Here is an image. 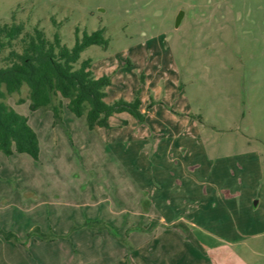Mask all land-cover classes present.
<instances>
[{"label": "rangeland", "instance_id": "rangeland-1", "mask_svg": "<svg viewBox=\"0 0 264 264\" xmlns=\"http://www.w3.org/2000/svg\"><path fill=\"white\" fill-rule=\"evenodd\" d=\"M13 23L69 48L104 29L81 60L145 119L8 96L41 151L0 152V264H264V0H0Z\"/></svg>", "mask_w": 264, "mask_h": 264}, {"label": "trees", "instance_id": "trees-1", "mask_svg": "<svg viewBox=\"0 0 264 264\" xmlns=\"http://www.w3.org/2000/svg\"><path fill=\"white\" fill-rule=\"evenodd\" d=\"M95 45L108 46L104 29L77 36L75 45L69 48L59 34L49 39L38 27L27 31L23 24H0V152L6 156L27 154L37 160L40 157L39 137L28 117L6 103L8 96L20 93L24 86L29 88V110L49 108L56 122L62 120L65 106L76 117H85L91 131L109 129L110 120L117 114L145 119L140 97L132 102L106 101L111 77H97L92 60H81L83 53ZM55 99H60L58 105ZM13 236L10 233L7 238Z\"/></svg>", "mask_w": 264, "mask_h": 264}, {"label": "crops", "instance_id": "crops-1", "mask_svg": "<svg viewBox=\"0 0 264 264\" xmlns=\"http://www.w3.org/2000/svg\"><path fill=\"white\" fill-rule=\"evenodd\" d=\"M239 240H241V241H239V242H235V244H237V243L242 244V243H245V242H246V240H244L243 238H241V239H239ZM250 263H251V262H250Z\"/></svg>", "mask_w": 264, "mask_h": 264}]
</instances>
